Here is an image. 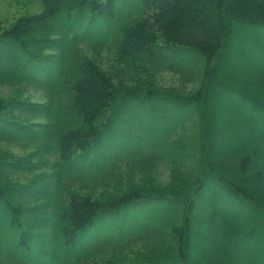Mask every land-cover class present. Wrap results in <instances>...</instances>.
Masks as SVG:
<instances>
[{"label": "trees", "instance_id": "obj_1", "mask_svg": "<svg viewBox=\"0 0 264 264\" xmlns=\"http://www.w3.org/2000/svg\"><path fill=\"white\" fill-rule=\"evenodd\" d=\"M37 1L0 25L10 243L56 239L55 264H264V0Z\"/></svg>", "mask_w": 264, "mask_h": 264}, {"label": "rangeland", "instance_id": "obj_2", "mask_svg": "<svg viewBox=\"0 0 264 264\" xmlns=\"http://www.w3.org/2000/svg\"><path fill=\"white\" fill-rule=\"evenodd\" d=\"M139 4V0H117V7L119 9L120 15L121 12L127 13L131 9H136ZM38 1L37 0H0V25L7 26L14 21L16 15L28 14L29 11L37 9ZM237 45V44H236ZM257 55V54H256ZM258 56V55H257ZM259 57V56H258ZM253 60L252 55L245 59ZM256 61V60H253ZM258 62L263 63V57ZM256 61V62H257ZM255 64V63H254ZM170 74L168 75V77ZM168 84L172 83L175 85V82H178V79L170 78L167 79ZM158 178H164L161 174ZM23 181H26L23 179ZM3 214V207L0 206V215ZM9 233H16V227L11 226L10 224L0 225V261L3 263L10 264H22L35 262L36 264H55V259L52 257L53 251L57 248L58 242L56 239L39 237L36 236L33 240H29L31 248L18 249L15 243H10L11 239L8 236ZM42 233V232H40ZM38 235L39 232L34 233Z\"/></svg>", "mask_w": 264, "mask_h": 264}]
</instances>
